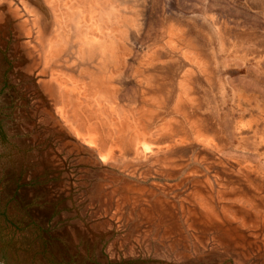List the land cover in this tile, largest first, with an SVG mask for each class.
<instances>
[{"label":"rangeland","instance_id":"rangeland-1","mask_svg":"<svg viewBox=\"0 0 264 264\" xmlns=\"http://www.w3.org/2000/svg\"><path fill=\"white\" fill-rule=\"evenodd\" d=\"M0 261L264 264V0H0Z\"/></svg>","mask_w":264,"mask_h":264},{"label":"water","instance_id":"water-1","mask_svg":"<svg viewBox=\"0 0 264 264\" xmlns=\"http://www.w3.org/2000/svg\"><path fill=\"white\" fill-rule=\"evenodd\" d=\"M0 264H4V263L0 261Z\"/></svg>","mask_w":264,"mask_h":264}]
</instances>
